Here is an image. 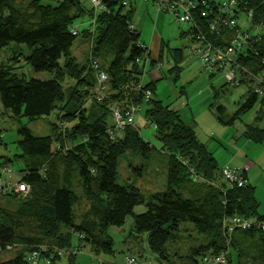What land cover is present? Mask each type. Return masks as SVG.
I'll list each match as a JSON object with an SVG mask.
<instances>
[{
	"label": "trees",
	"instance_id": "trees-1",
	"mask_svg": "<svg viewBox=\"0 0 264 264\" xmlns=\"http://www.w3.org/2000/svg\"><path fill=\"white\" fill-rule=\"evenodd\" d=\"M123 1L100 0L104 9L94 13L93 9H85L81 0H55L54 4L0 0V48L9 43L25 44L31 49L24 57L28 65L36 72L54 75L50 80H28L15 72L13 64L0 63V103L4 112L32 121L50 115L55 108L64 110L66 103H60L65 99L62 83L66 78L73 81L68 101L74 107L58 117L59 122L52 127L54 136H36L28 127H20L17 152L12 157L0 156V168L9 175V163H23L15 182L29 186V191L21 195L10 188L14 178L0 183V253L15 251L6 260L0 259V264H29L27 252L40 246L48 250L44 255L49 259L47 264H58L61 258L56 249H70L73 234L96 253L101 246L112 252L107 230L123 227L127 217L132 219L131 233L146 235L159 263L212 264L211 259L223 253V264H246L247 260L264 264V214L260 213L255 186L247 183L244 174L246 182L240 187L228 184L207 144L181 120L177 110L155 98L156 82L142 81V60L150 58V67H157L156 63L163 60L162 49L156 57L140 42L139 32L129 28L135 8ZM220 1L203 0V4L199 0L192 10L194 24L205 31L206 19L216 12ZM235 1L237 12L252 13L253 27L259 29L253 47L246 48L238 59L242 67L257 74L264 71V1ZM201 9L208 16L200 15ZM86 12L94 18L92 31L83 28L74 33V19ZM197 30L190 25L182 34L192 37ZM77 36L91 41L83 62L71 53ZM181 56L182 52L176 51L175 61ZM94 61L108 74L107 89L100 98L92 95L97 85ZM246 83L252 80H242L234 87ZM248 89L245 101L226 123L232 124L239 114L259 104V124L248 123L244 136L264 144V96L257 97L253 89ZM146 91L150 93L147 99ZM87 99L96 109L88 112L79 107ZM134 105L138 111L144 105V114L155 126L166 157L165 190L154 192L148 202L138 188L119 185L116 180L121 154L130 152L148 159L155 150L139 135L133 122L116 131L111 129L114 110L124 113ZM216 111L222 121L224 106L219 104ZM82 204V218L75 222L74 207ZM140 205H145L144 212H134ZM232 218L250 225L241 228ZM182 223H190L195 235L194 243L184 253L171 248L184 238L181 232L190 231L181 230ZM7 245L12 248L7 250ZM67 259L71 264L74 256Z\"/></svg>",
	"mask_w": 264,
	"mask_h": 264
},
{
	"label": "rangeland",
	"instance_id": "rangeland-1",
	"mask_svg": "<svg viewBox=\"0 0 264 264\" xmlns=\"http://www.w3.org/2000/svg\"><path fill=\"white\" fill-rule=\"evenodd\" d=\"M130 1L127 5L130 4ZM42 2L43 4H54L55 0H42ZM132 2L133 5H136L132 24L136 25L135 29H137V32L141 31L138 39L147 41L149 46L150 37L156 32L164 41L159 47V51L162 49L163 60L159 61L160 64L159 62L156 63L157 65L159 64L158 68L150 67V58H146L141 62V65L144 66L143 71H145L142 81L156 82L155 98L165 105H169L171 109L177 110L181 120L194 130L197 138L202 143L207 144L208 149L217 160V165L221 168L227 169L231 167L225 166L226 161L231 155L238 152L240 153L238 155L240 158H244L247 155L249 159L258 160L262 164L264 162L260 159L264 157L262 144H256L251 141L249 143L246 141L245 136H243L245 129L242 131L245 124L251 123L254 126L259 124L256 118L259 113V104H255L247 112L239 114V118L234 120L232 124L226 123V120L232 117L238 111L239 106L245 101L248 88L254 90L252 87L257 85L259 80L252 81V85L246 83L245 85L233 87L232 83L225 78L223 73L216 71L210 73L204 70L199 58L193 55V50L190 51V48L194 44L192 37L182 34V32L189 30L190 26L188 24L178 23L173 12L170 9H162L155 3V0H133ZM81 3L85 9H93L94 13L104 9L93 6L90 0H81ZM93 23L94 18H91L86 12L81 17L74 19L73 31H81L83 28L92 31ZM73 42L71 53L74 54L79 62H83L87 56L91 41L77 36ZM154 49L153 56L156 55L157 57L159 54L158 49L155 47ZM176 51L182 52V56L181 58H177V62L174 57ZM18 52L21 54L17 57L16 54ZM30 52V47L28 48L25 44L9 43L6 47L0 48V63L13 64L16 67L15 72L28 80L30 78L39 80L52 79L54 75L49 72H36L32 69L31 65H28L24 57L29 56ZM103 64L105 66L107 63ZM95 82L97 85L92 90V95L95 98H100L104 95L107 86L99 89L97 75ZM72 84L73 81L69 78H66L62 83L65 99L60 105L66 103L64 110L60 111L55 108L50 115L35 118L32 121L25 116L16 117L10 113H5L0 103V156L6 155L12 157L17 152V140L20 139L17 130L22 126L28 127L30 132L36 136H54L52 127L54 123L59 122L58 117L64 114V112L74 109L68 101L70 86ZM215 93L216 96H214ZM255 94L257 96L256 92ZM211 103H213V106H209ZM219 104H222L225 108V112L221 115L222 121L217 118L216 106ZM79 107L81 109L87 108L88 112L96 109L89 99L85 101V104L79 105ZM133 108L135 109L133 126L137 128L140 136H143L145 140L155 146V150L152 151L148 159L140 158V156L130 152L121 154L118 158L116 180L119 185H133L138 188L144 201L148 202L154 192L165 190L167 181L166 157L164 150L161 151V143L156 136L155 126L147 121L144 114V105L141 106L140 111H138L139 107L136 105ZM260 125L263 126L262 121H260ZM61 129L63 130V127ZM111 129L115 131L119 130L115 126ZM243 141L248 142L249 145H245L242 148ZM6 167L9 169L8 172L11 171V175L6 170L3 171L0 168V183L3 184L7 178H14L12 180L14 182L12 186L14 187L16 176L21 175L19 169L23 168V163L20 160H14ZM138 167L140 168L139 170ZM231 169H236L238 174L243 177L241 169L235 167H231ZM249 173L255 179L253 183L256 185L257 195L262 197L264 194V174H257L259 173L257 168L251 170ZM221 176L225 180L222 169ZM2 201L4 203L5 198ZM84 209L85 205L83 204L79 207H74L76 212L75 222L80 221L82 218V214L80 213ZM144 209L145 205H140L134 208V212L142 213ZM131 221V217H127L123 227L112 226V228L107 230V235L112 240V252L105 251L103 246H101L100 250L97 251L98 253H96L87 242L82 243L78 240V236L73 234L71 237L72 248L59 247L57 249L65 254L64 256L63 254L60 255L61 259L58 261V264H68L67 258L73 256L74 260L71 264H128L127 257H134L141 264H145L146 262L162 264L159 263L158 256L150 251L146 235L136 236L135 233H131ZM190 228H192L190 223H182L180 226L181 230H190ZM190 231L181 232L184 238L178 239L171 248L184 253L194 243L193 238L195 235L192 231L190 233ZM14 254L15 251L0 253V259L6 260V258ZM246 264H250V261L247 260Z\"/></svg>",
	"mask_w": 264,
	"mask_h": 264
},
{
	"label": "built area",
	"instance_id": "built-area-1",
	"mask_svg": "<svg viewBox=\"0 0 264 264\" xmlns=\"http://www.w3.org/2000/svg\"><path fill=\"white\" fill-rule=\"evenodd\" d=\"M93 6L102 8L103 6L100 0H90ZM130 0H124L123 4H128ZM199 0H155V3L162 9H170L178 23H184L191 25L198 29L192 35L194 44L190 48L193 50L195 55L201 61V65L204 70L213 73V71L223 73L225 78L233 85L238 84L242 80L257 81L259 83L255 85L254 90L257 93V97L264 95V71L254 74L252 71L247 70L246 67H242L239 64L240 53L246 48H252L253 43L258 39L257 32L258 28L253 27L252 13L250 12H237V3L235 0H221L217 6L216 12H212L210 19H206L204 24L205 31L200 26L194 24V15L192 10L197 8ZM201 2L204 4L203 0ZM207 11L204 9L200 11V15L208 16ZM130 29L136 31V25L132 23L129 25ZM190 28V27H189ZM194 31V30H192ZM76 33V32H74ZM263 65H264V61ZM160 64V62H159ZM158 64V65H159ZM157 65V66H158ZM93 68L96 70L98 77V87L103 89L106 87V80H108V74L98 69V63L93 62ZM158 68V67H157ZM253 83H251L252 85ZM145 99L150 97L149 92H145ZM134 108L131 107L124 113H121L119 109H115L113 112V123L114 126L119 129L128 125L134 120ZM225 181L229 184H236V186L243 185L246 181L241 177L236 169H223ZM15 186L10 188L16 194L25 195L29 191V186L26 184L15 183ZM231 221L242 227L250 225L248 221L239 218H232ZM12 247L6 246L9 250ZM46 250L45 246H40L38 249L31 250L26 254V260L29 264H47L49 259L45 257ZM58 256L65 255L62 251L56 249ZM128 264H139L136 258L127 257ZM212 264H223L224 254L221 253L211 259ZM145 264H153L146 262Z\"/></svg>",
	"mask_w": 264,
	"mask_h": 264
},
{
	"label": "crops",
	"instance_id": "crops-1",
	"mask_svg": "<svg viewBox=\"0 0 264 264\" xmlns=\"http://www.w3.org/2000/svg\"><path fill=\"white\" fill-rule=\"evenodd\" d=\"M133 1V0H132ZM132 1H130V5H132V6H134V8H136V5H133V2ZM136 23V22H135ZM141 33V31H139V34ZM140 42L145 46V47H147L149 50H150V52H151V54L152 55H154L153 54V52H154V47L156 48V49H158V52H159V47H160V45L162 44V42H164L163 41V38H160V36L158 35V33H156L155 32V34L154 35H152L151 37H150V47L148 46V44H147V41H145V40H140ZM246 125H248V124H245V126H244V128L242 129V131H244V129H245V127H246ZM243 136H244V134H243ZM246 141H251L250 139L248 140L247 138H246ZM246 141H243L244 142V144H243V147L242 148H244V146L245 145H249V143L248 142H246ZM251 142H253V141H251ZM254 143H256V142H254ZM257 144V143H256ZM260 144H262V143H260ZM262 146H263V148H264V144H262ZM260 149V148H259ZM259 151H261V150H259ZM240 153L238 152L237 154H234V155H231V157L226 161V164H225V166H231V167H235V168H237V169H241L242 171H243V174L245 175V177H246V180H247V183H250V184H252V185H254L255 186V196H256V198H257V200H258V202H259V206H260V213L261 214H264V194H263V196L262 197H260L259 195H257L258 193L256 192V185L253 183V182H255V179H254V177H253V175L251 174V173H249L251 170H253V169H258V171H259V173H257V174H264V162L261 164V163H259V161L258 160H252L251 158L249 159L248 158V156L246 155V157H244V158H240L238 155H239ZM212 155H214V154H212ZM239 157V158H238ZM262 161H264V157H261L260 158ZM259 159V160H260ZM224 166V167H225ZM253 180V181H252Z\"/></svg>",
	"mask_w": 264,
	"mask_h": 264
},
{
	"label": "bare ground",
	"instance_id": "bare-ground-1",
	"mask_svg": "<svg viewBox=\"0 0 264 264\" xmlns=\"http://www.w3.org/2000/svg\"><path fill=\"white\" fill-rule=\"evenodd\" d=\"M233 87H234V85L233 84H231Z\"/></svg>",
	"mask_w": 264,
	"mask_h": 264
},
{
	"label": "water",
	"instance_id": "water-1",
	"mask_svg": "<svg viewBox=\"0 0 264 264\" xmlns=\"http://www.w3.org/2000/svg\"><path fill=\"white\" fill-rule=\"evenodd\" d=\"M262 1H264V0H262Z\"/></svg>",
	"mask_w": 264,
	"mask_h": 264
}]
</instances>
